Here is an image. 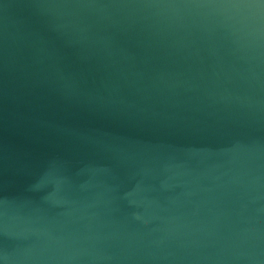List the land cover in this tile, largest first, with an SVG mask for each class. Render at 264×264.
Returning <instances> with one entry per match:
<instances>
[{
	"label": "water",
	"instance_id": "1",
	"mask_svg": "<svg viewBox=\"0 0 264 264\" xmlns=\"http://www.w3.org/2000/svg\"><path fill=\"white\" fill-rule=\"evenodd\" d=\"M0 264H264V0H0Z\"/></svg>",
	"mask_w": 264,
	"mask_h": 264
}]
</instances>
